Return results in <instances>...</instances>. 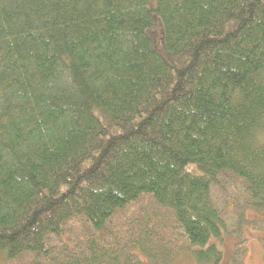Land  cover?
<instances>
[{"label": "trees", "instance_id": "1", "mask_svg": "<svg viewBox=\"0 0 264 264\" xmlns=\"http://www.w3.org/2000/svg\"><path fill=\"white\" fill-rule=\"evenodd\" d=\"M222 180L264 212V0H0L8 262L158 264L180 237L217 264Z\"/></svg>", "mask_w": 264, "mask_h": 264}, {"label": "rangeland", "instance_id": "2", "mask_svg": "<svg viewBox=\"0 0 264 264\" xmlns=\"http://www.w3.org/2000/svg\"><path fill=\"white\" fill-rule=\"evenodd\" d=\"M148 6L154 9L156 7V0H148ZM157 18L153 13L150 30L155 27ZM161 54L164 53L161 52ZM182 60L183 58L179 56L174 57L172 61L176 65H180ZM185 172L195 175L202 174L197 165H188L185 168ZM222 186V189L216 190V199L222 207L223 216L233 217L234 223L229 224L226 232L221 231V238H211V241L215 242L221 251V259L217 264H264V212L259 211L260 209H256V206L252 202H249L236 180L223 181ZM132 209L136 210V217L140 220L142 218L141 214L145 210L154 213V215L152 214L153 218H149L146 221L147 226L151 224L154 227L160 228L159 232L161 231V235L169 233L168 227L172 225L171 221L165 222L162 220V217H168V212L160 211L156 208L153 209L150 206L149 199L142 198ZM125 213L127 215L130 214V212ZM121 218L122 220H127L126 215H122ZM142 221H144V218ZM165 223H167V226ZM115 225L119 229L122 227V223L120 224L119 222H116ZM121 235L124 236L125 233L121 232ZM174 241L175 243L169 244L168 247L175 246L176 250L170 249L169 253L163 254L162 259L157 260L158 264H211L198 263L190 251L179 250L180 247H187L185 243L183 244L180 237L175 238ZM136 247H132L135 252V264H155L148 255ZM32 263L25 256L17 261V264ZM0 264L11 263L0 254Z\"/></svg>", "mask_w": 264, "mask_h": 264}]
</instances>
